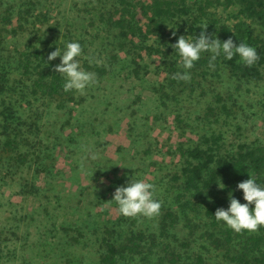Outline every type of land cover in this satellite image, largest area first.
<instances>
[{
  "label": "rangeland",
  "instance_id": "1",
  "mask_svg": "<svg viewBox=\"0 0 264 264\" xmlns=\"http://www.w3.org/2000/svg\"><path fill=\"white\" fill-rule=\"evenodd\" d=\"M117 7L116 0H41L34 10L35 15L47 16L46 23L35 26L40 33L48 36L47 39L57 40L61 53L67 43L78 42L83 52L76 59L85 71L96 74L95 85L86 88L83 95L76 92L77 102L70 124L47 102H35L28 110L23 105L25 100L20 97L18 85L20 75L9 58L23 51L35 38L27 32L17 36L10 34L3 45L0 76L5 81L0 82V112L11 103L23 110L24 116L32 115L37 120L34 134L38 139L42 143L60 140L61 149L58 148L54 159L57 175L49 182L53 189L41 191L36 197L28 196L22 187L25 181L32 180L31 171L25 167H0V264H95L93 245L76 243L63 235L67 224L84 219L85 207L94 208L93 214L98 215L95 219L100 224L113 227L123 218L125 226L131 224L135 231L153 234L149 243L154 244L150 246L153 254L145 261L135 259L128 264H154L159 256L168 259L164 250L177 257L176 262L166 260V264H234L231 256L240 252L243 244L235 235L229 243L225 241L224 232L231 229L223 221L212 227L203 216L201 208L210 199V190L194 198L183 193L180 180H173L172 176L180 167L179 157L172 155L180 141L175 130V107L163 112L160 94L156 91L164 82L165 59L156 53H141V58L137 59L139 74L132 73L133 44H140L142 39L135 37L131 44L129 37L119 36L118 29L107 24L108 13L113 14L114 19L118 17ZM211 12L210 18L217 23L205 30L206 35L216 39L219 25L232 27L242 19L233 5L223 3ZM153 40H146V46L155 47ZM88 58L93 62L89 63ZM57 59L59 64L60 57ZM96 67H101L105 73L97 74ZM221 80V76L200 80L192 96L182 98L179 106L187 125L186 138L195 142L197 135L205 131L220 133L227 147L240 142L253 146L264 142V82L247 84ZM215 94H219L231 110L228 117H220L222 112L217 109ZM207 107L214 108L219 115L204 117ZM33 140L34 145L37 141ZM119 147L122 150L118 153ZM148 147L151 153L147 159L141 151ZM93 154L96 159L91 158ZM108 159L117 161V171H113L111 164L103 165ZM150 160L157 164L150 165ZM98 162H103L101 167L96 165ZM124 172L128 176L124 174L126 181L120 186H128L130 180H144L156 186L154 198L160 196L162 205L158 216L126 218L118 213L113 200L102 207L93 206L94 194H102L109 184L108 180L97 176L112 178ZM45 178L44 174L39 175L34 180L35 185L46 189ZM116 188L110 191L108 199L113 198ZM212 190L221 194L219 187ZM177 196L179 205L172 204ZM186 201L192 207L180 208ZM168 208L173 212L172 219L162 220L164 209ZM261 229L249 234H261ZM67 234L77 236L72 227ZM89 234L92 235L91 231Z\"/></svg>",
  "mask_w": 264,
  "mask_h": 264
},
{
  "label": "trees",
  "instance_id": "2",
  "mask_svg": "<svg viewBox=\"0 0 264 264\" xmlns=\"http://www.w3.org/2000/svg\"><path fill=\"white\" fill-rule=\"evenodd\" d=\"M13 0H0V56L2 48L6 43L8 36L30 34L35 41L28 42L24 50L17 52L16 56L9 58L19 72L18 82L21 88L20 97L24 99L23 105L26 110L34 106L35 102L44 101L48 106H52L54 112L61 117L67 118L65 121L70 124L73 118V106L76 104V91H63L64 78L53 71L55 65H58L57 57L52 61H47L50 52L59 48L57 40L47 39L44 33H40L39 28L35 26L43 25L47 22L46 15H35L34 10L41 0H20L19 3H13ZM118 7L115 13L118 17L108 13L107 24L118 29L119 36L129 37L131 44L133 38L140 37L142 41L135 45V57L132 61V73L137 76L140 68L138 60L141 53H156L165 59V78L164 82L158 87L157 94H160V100L163 112L173 110L175 130L178 131V141L174 147L172 155L179 157L180 167L177 174L172 176L174 181H181L182 191L192 197L199 198L205 191L210 190V199L204 202L202 209L203 216L208 220L212 227H217L221 222H217L214 214L217 208L227 210L229 207V196L237 199L241 204L246 203L243 199V192L237 188V184L249 179V176H255L256 183L264 187V142L253 146L245 142L236 143V145L225 146L223 136L220 133H207L204 131L198 134L197 141L192 142L186 138L187 125L181 113L179 106L183 99H187L199 87V81H206L208 77H222V80L233 82L237 80L243 83L264 82V0H116ZM236 6L237 13L241 20L232 27L219 25L216 33L221 43L231 37L233 42L238 45L243 42L248 46L254 47L259 59L253 66L247 67L241 61L238 55H234L231 60L225 59L223 54L218 56L213 62L215 68L209 67V60L212 55L210 52L201 53L200 59L194 62V67L187 70L191 79L188 82L172 79L174 73L183 74V69L178 61V53L171 45L175 44L180 36L198 37L205 24L211 27L217 23L210 18L211 10L217 6ZM41 17V18H40ZM250 21L247 23L246 21ZM186 26V27H185ZM175 32V36H173ZM118 36V37H119ZM154 38V46H146L145 41ZM40 44V45H39ZM5 48V47H4ZM1 66V65H0ZM96 73L103 75L105 70L96 67ZM5 78L0 76V82ZM217 102V109L222 112L221 115L229 116L231 110L223 103L219 94L214 95ZM25 110V111H26ZM23 110H18L13 104L8 103L0 112V167L7 168H26L31 171V179L25 181L22 185L26 194L36 197L39 192H51L49 187L50 179L53 180L57 175L55 170V154L61 145L60 140L50 143H42L34 134L37 128V120L29 115L24 116ZM219 113L211 107H207L204 117L216 116ZM219 117V116H218ZM217 117V118H218ZM216 118V119H217ZM193 131L191 130V133ZM33 145L31 142L34 141ZM68 142L69 139H66ZM121 148L117 149L118 153ZM146 158H150V147L141 151ZM150 165L157 163L150 160ZM101 163V165H99ZM96 165L102 166L103 162ZM117 161L108 159L103 165L113 166V171ZM127 168V167H125ZM139 171V170H137ZM134 171V172H137ZM133 172V171H131ZM130 172V173H131ZM41 174L45 175L47 188L37 187L34 180ZM128 176L125 172L116 177L109 178L99 174L98 179L108 180L109 184L106 191L102 194L95 193L94 199L96 205L102 207L107 202L112 203L110 191L114 187L120 186L126 181ZM249 175V176H248ZM71 179V178H70ZM51 183V182H50ZM222 183L224 188L220 193H213L212 189L217 188ZM159 201L160 196H156ZM172 204L179 205L178 196L175 197ZM171 204V205H172ZM180 208H191L189 201L184 202ZM250 209L254 205L249 206ZM84 219H76L72 224H67L64 229V237L69 238L76 243H89L95 248V264H128L137 260H146L153 252L149 245L153 234L143 231H135L131 224H126L125 219H118V223L109 227L108 224H100L93 214L94 208H88ZM162 208V206H161ZM94 215V216H93ZM173 212L168 208L164 209V219H172ZM94 219L93 222L90 220ZM70 227L76 231L77 236L68 237ZM165 227V223L164 226ZM84 228L86 233H84ZM91 231V234H89ZM261 234H249L244 232L237 234L232 230L224 232L225 241L230 242L232 238H239L242 242L240 252L232 255L231 260L234 264H264V227ZM235 235L234 237H232ZM166 248V246H165ZM164 248V249H165ZM169 257H157L154 264H166V260L171 263L177 261V257L172 252H166ZM1 259V256H0ZM198 262L201 259L198 258Z\"/></svg>",
  "mask_w": 264,
  "mask_h": 264
},
{
  "label": "clouds",
  "instance_id": "3",
  "mask_svg": "<svg viewBox=\"0 0 264 264\" xmlns=\"http://www.w3.org/2000/svg\"><path fill=\"white\" fill-rule=\"evenodd\" d=\"M205 24L203 29L207 28ZM175 36V32L172 33ZM178 53L180 59L178 64L186 71L172 75V79L177 81L188 82L191 79L190 70L194 67V62L200 59L201 53H212L209 60V67L214 69L213 63L218 56L223 54L225 59L231 60L234 55H238L240 61L247 67H251L259 59L254 47L248 46L241 42L236 45L233 40L228 38L223 43L219 39L205 35L201 31L198 37L180 36L176 43L171 45ZM83 49L78 42H69L66 44V50L61 53L59 48L50 52L47 61H52L60 57V63L55 65L53 71L60 74L65 83L63 91L69 92L75 90L83 95L85 89L97 83L94 72L85 71L76 59L82 55ZM87 58V57H86ZM89 59V63L93 60ZM99 63V61H96ZM92 159L97 156L93 154ZM249 176V175H248ZM237 184V188L242 190L243 199L246 203L241 204L237 199L229 196V207L227 210L217 208L214 217L217 222L223 221L224 224L237 234L244 232L253 233L264 227V187L256 183L255 176ZM219 188L223 189L224 185L220 183ZM156 186L153 183L144 180H130L128 186H120L115 189L112 200L117 205V211L126 218H136L142 216L152 219L160 214L161 202L154 198ZM250 205H254L250 209Z\"/></svg>",
  "mask_w": 264,
  "mask_h": 264
}]
</instances>
